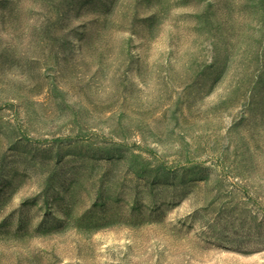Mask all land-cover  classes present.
Segmentation results:
<instances>
[{
  "label": "rangeland",
  "instance_id": "rangeland-1",
  "mask_svg": "<svg viewBox=\"0 0 264 264\" xmlns=\"http://www.w3.org/2000/svg\"><path fill=\"white\" fill-rule=\"evenodd\" d=\"M0 264H264V0H0Z\"/></svg>",
  "mask_w": 264,
  "mask_h": 264
}]
</instances>
